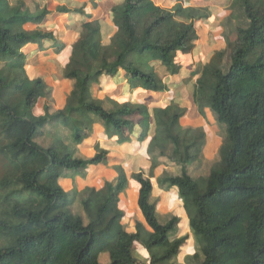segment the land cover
I'll return each instance as SVG.
<instances>
[{
	"label": "trees",
	"instance_id": "16d2710c",
	"mask_svg": "<svg viewBox=\"0 0 264 264\" xmlns=\"http://www.w3.org/2000/svg\"><path fill=\"white\" fill-rule=\"evenodd\" d=\"M230 4L242 8L245 26L237 28L228 20L225 28L236 27L235 40H227L195 73L194 103L201 115L207 104L225 132L218 161L208 166L206 178L196 180L188 166L200 157L204 134L180 126L183 110L177 103L150 110L130 100L94 99L91 88L102 76L115 80L123 75L131 91H167L146 56L159 60L168 75L176 74V56L193 51L196 24L209 17L205 9L176 3L166 10L151 0H122L110 10L115 32L104 44L111 32L104 20L92 18L84 5L57 7L78 26V37L63 71L72 89L63 108L53 111L52 90L43 79L28 77L23 49L32 45L42 50L51 43L59 54L65 44L45 30V6L0 0V264H142L134 255L136 244L148 252L147 264H177L188 237L169 240L179 219L161 216L151 198V178L161 157L178 173L164 172L157 186L178 189L188 227L199 237V251L190 259L196 264H264V0ZM139 11L145 14L137 18ZM41 100L42 114L35 115ZM57 123L70 130L73 150L95 123L118 144L134 137L142 142L154 126L149 174L132 176L139 185L136 207L143 220L135 221L133 232L126 230L119 209L127 187L120 167L105 186L103 201L95 189L82 194L79 207L88 222L72 211L75 198L46 187L58 178L50 175L52 168L76 172L108 159L99 146L91 158L76 155L55 132L50 146L39 145L37 138Z\"/></svg>",
	"mask_w": 264,
	"mask_h": 264
},
{
	"label": "crops",
	"instance_id": "0c3cea01",
	"mask_svg": "<svg viewBox=\"0 0 264 264\" xmlns=\"http://www.w3.org/2000/svg\"><path fill=\"white\" fill-rule=\"evenodd\" d=\"M110 1H113V4L110 8L105 10L103 0H26L28 5H33V2H35L41 7L45 6L47 8L49 14L46 17L47 23L44 28L45 30L54 33L57 42L65 44V48L59 54H56L53 51L51 43L44 44L42 50H39L32 45L26 46L23 49V52L27 54L25 70L28 77L30 79H43L47 86L52 90L53 99L56 102V106H52L53 111L60 110L65 105L67 96L72 89V82L61 77L66 84V88L65 90L59 91L58 86L53 82L51 77L41 76L39 67L42 63H33V61L37 58L41 60L42 56H47L49 59L56 62L55 64L51 63L52 65L48 63L50 68L52 69L53 67H56V69H60V73L63 75L65 65L70 57L71 47L78 37V26L69 19V15L58 13L56 8L60 6L78 8L81 5H84L85 12L91 14L92 18L102 19L105 23L110 25L111 32L106 35L103 41L104 44H108L110 37L115 32V29L110 22V10L122 0ZM151 1L153 5L166 10L171 9L176 3H182L183 6H185V3H188V6L201 7L209 13L208 19L202 20L196 24L197 28L200 25H203L204 31L203 34L200 35L196 28L198 39L193 51L187 55L178 54L179 56H186L185 59L192 60L191 63H177L178 69L176 74L168 75L161 67L160 61L155 58L153 59L148 55L146 56V60L149 62V65L154 66L157 69V72L167 85V91L160 94L147 92L142 89L131 91L126 78L121 75L115 80L110 79L107 76H102L98 82L92 86L91 95L97 100L109 98L118 103L130 100L135 104H146L150 110L152 108H165L172 102H175L183 110V115L179 120L180 126L184 129H202L200 126L202 115L193 100L195 81L198 77L195 73L203 66L209 64L216 52L221 51L226 47L227 40H235L236 33H234V31L236 27L229 31L225 28L228 20L236 26L234 17L231 15L232 9L230 3L232 0H172V2H170L172 3L170 7L169 0ZM92 3L96 4L94 9L92 8ZM207 33H209L210 36L207 35ZM158 70H161L163 75ZM59 95H62V101L60 103H58ZM41 101L43 103L40 106L39 103H41ZM41 101L36 106V108L39 109L35 115L42 114L44 101ZM134 120H136V118H134ZM54 132L61 137L63 142H65L67 147L72 151L73 146L70 144L71 132L67 127L60 123L47 127L45 133L37 138L36 142L42 147L50 146L53 142L52 133ZM153 135L154 126L152 125L144 141L138 142L134 137L130 142L118 144L116 142V137L110 133L107 134L102 124L95 123L89 127V136L73 151L76 155L81 157L91 158L95 155L96 147L99 146L101 149L108 152L107 162L103 165H91L76 172H66L52 168L49 170L50 175H58V178L55 180L51 179L46 187L48 189L61 188L69 197L75 198V206L80 208V212H83L81 207H79V203L84 191L86 189H95L100 195V200L103 201L105 196V186L116 179L117 173L115 172V167H120L126 174L127 187L119 196V209L125 214L126 222H131L130 220H140L142 222V217L136 207L139 185L134 181L132 176L139 172L148 176L151 167L148 147ZM205 143L206 142L204 141V144L201 147L200 157L197 161L190 164V167L188 168L189 174L193 178H196V180L206 178L208 172L205 173V167L208 163H213L212 160H209L206 164V159L204 158L206 153ZM221 144H223V142ZM210 155L211 157L213 156V154H209V156ZM158 161L160 162V165L154 170L153 177L151 178L153 184L151 198L155 202L156 210L161 216L177 217L179 219L178 224H180V217L182 214L181 208L183 206L181 200L179 201L180 203L176 204L174 208L171 209L169 201L170 195L168 196V194H170L169 192H171L173 188L171 191H169L170 189H161L157 186L156 182L157 178L164 172L169 173V161L164 157L159 158ZM175 170L176 173L174 175L178 173V168L176 166ZM193 171H196L197 176L192 174ZM156 188L159 192L155 195L154 191ZM130 205L133 206V217H130L131 215L128 208ZM84 216L82 215L83 220L86 218ZM134 223L135 222H133L132 225H129V228H132L130 229V232H133L134 230ZM185 227H188L187 220L185 222ZM178 230L180 232L179 235L184 233L183 229L177 227V231ZM178 237L177 234L174 238Z\"/></svg>",
	"mask_w": 264,
	"mask_h": 264
},
{
	"label": "rangeland",
	"instance_id": "374dc122",
	"mask_svg": "<svg viewBox=\"0 0 264 264\" xmlns=\"http://www.w3.org/2000/svg\"><path fill=\"white\" fill-rule=\"evenodd\" d=\"M104 1V9L107 10L108 8H110V6L113 4V1L110 0H103ZM172 0H169V7L172 3ZM231 15H233L234 17V21L236 24V27L238 28H243L245 26V20H244V16H243V10L242 8L235 6V7H231ZM142 14H145V11H139L137 12V18H140V16ZM197 28V27H196ZM210 29V28H209ZM197 31L200 35L203 34V25H200L197 28ZM211 31V30H210ZM209 32V31H208ZM207 35H209V33H207ZM210 36V35H209ZM186 56H176V62L177 63H191L192 60L189 59H185ZM42 59H34L33 63H42V65H40L39 69H40V74L42 77H51L53 82L58 86V90H65L66 88V84L65 82H63V80L61 79V77H63L61 70L60 69H56V67H53L52 69L50 68L49 64L52 65L51 63H56L54 60L49 59L47 56H42ZM45 62V63H43ZM49 63V64H48ZM157 71V69H156ZM159 72H161V70H158ZM161 74L163 75V73L161 72ZM66 94V93H65ZM64 95V94H63ZM185 96V95H184ZM52 99L49 102V104H51L53 107L56 106V102L53 99V94L51 95ZM55 97V96H54ZM62 101V95H59L58 98V103H60ZM42 101L41 103H39V105H42ZM39 106V107H40ZM39 108H36L34 110V114L36 112H38ZM53 109V108H52ZM198 124V123H197ZM196 126V125H195ZM200 126L202 127V132L204 134V141L205 143V159H206V164L209 160H212L213 162H217L219 159V155L222 149V142L225 138V132L223 129V126L217 121L214 112L209 108V106L207 104H203L202 106V118L200 120ZM209 154H213V156L211 157V155L209 156ZM212 158V159H211ZM169 173L175 174L176 170H175V165L169 161ZM211 165L210 163L207 164V166L205 167V173L208 172V166ZM190 167V165L188 166V168ZM194 176H197L196 171H193L192 173ZM174 190H173V189ZM170 188L169 192L170 194H168L169 197V201H170V208L173 209L174 206L178 203H180V198H179V191L177 188L172 187ZM159 191L156 190L154 191L155 195L158 193ZM26 197V196H25ZM132 205H130L129 208V213H130V217H133V209H132ZM181 217H180V224H178V228L183 229L184 233L181 235H179V230L175 231L173 234H171L169 240L171 241L172 239H174L175 236L181 237V236H187V240L186 243L183 247H181L180 252L177 255V264H196L195 262H193L190 257H193V255L195 253H197L199 251V237L194 236L192 234V232L190 231L189 227H185V222L186 220L188 221V214L185 210V208L182 206L181 208ZM72 211L75 214H80L84 216V211L83 212H78V208L75 206L74 208H72ZM86 217V214L85 216ZM125 219V216H124ZM85 222L87 221V217L84 218ZM126 221V220H124ZM131 222H125V226H126V230L130 231L129 225H132L133 222H135L136 220H130ZM134 255L136 257V259L142 263V264H147L148 263V252L144 249V247H142L141 245H135L134 247ZM101 260L103 262H106V258L101 257Z\"/></svg>",
	"mask_w": 264,
	"mask_h": 264
}]
</instances>
